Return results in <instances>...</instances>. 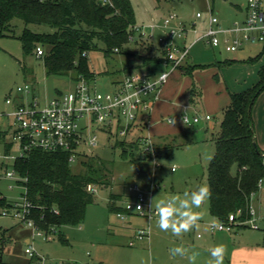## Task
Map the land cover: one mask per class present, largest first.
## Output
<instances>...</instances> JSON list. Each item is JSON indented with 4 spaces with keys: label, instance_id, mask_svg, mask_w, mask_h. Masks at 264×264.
I'll use <instances>...</instances> for the list:
<instances>
[{
    "label": "rangeland",
    "instance_id": "obj_1",
    "mask_svg": "<svg viewBox=\"0 0 264 264\" xmlns=\"http://www.w3.org/2000/svg\"><path fill=\"white\" fill-rule=\"evenodd\" d=\"M247 1L162 0L159 2L157 0H132L139 26L162 22L163 18L173 11L178 13L181 20L185 21L188 26L196 22L199 30L203 28L211 10L223 22L224 20L235 21L238 18L236 4L245 5ZM197 12H202L203 17L197 18ZM25 28H29L33 32H52L54 30L46 23H27L19 17L11 20L9 29L4 31L5 35L0 38V114L14 108V105L6 102V98L9 94L17 96L18 85H23L26 82L31 83L35 94L42 103L51 100L58 90L65 92L73 89L75 85L72 74L48 75L43 55L39 56L36 50L31 54L24 51L20 36ZM147 30L149 31V28ZM160 33L161 29L156 28L152 38L139 39L140 32L135 31L136 39L129 40L125 45V50L128 52H116L111 57H107L102 50L91 51L89 64L91 69L97 73L94 79L97 89L103 92L112 91L115 89L113 84L115 80L123 79L129 72L144 69L140 63L145 56L154 57L160 54L158 47ZM189 33L191 36L192 32ZM207 48L210 47L207 46ZM263 50V44L248 43L237 51H227L222 47L221 53L218 50L216 52L224 59L234 57L249 59L250 56H258ZM192 53L193 56L199 57L200 61H204L208 54L202 50L201 45L192 48ZM230 65L210 67L203 74L201 78L203 97L197 107L191 105L189 94L186 95L183 102L178 103L179 111H183L187 105L190 112L198 111L203 116L210 113L212 116V119L202 120L195 125L192 132L195 142L187 141L186 137L189 135L188 133H191L192 128L184 127L182 129L183 126L177 116L176 127L173 124L169 125L171 129L173 127L176 129L171 130V134L163 129L168 126L167 124L165 126L154 122L153 126L149 128L142 124H136L128 136L124 139L119 137V141H132L140 135L150 134L155 139V144L161 151L159 160L162 165L156 169L152 178L160 185L154 192V207L159 199L170 195L182 196L185 191H193L200 184L208 185L207 168L215 150L213 139L217 137L220 130V122L224 113L223 107H227L221 105L226 102L225 99H228L227 102L230 101V95L226 94V85L217 81L216 75L220 76L221 81L227 83L232 92L235 91L234 89H244L236 87L239 82L233 81L235 67L232 66V68ZM151 66L154 65L151 64ZM126 67L129 69L126 70ZM225 68V72L229 71L230 73V77L227 79H224V70L221 71ZM250 79L253 77L250 76ZM32 95L33 93L24 96L30 99ZM8 122L9 118L0 116V128L7 127ZM98 135L99 145L93 149L91 154H87L85 159L96 156L104 160L107 170H100L98 177L101 172H104L108 182L96 184L98 189L95 192V200L88 205L85 220L79 224L63 225L55 231L45 233L13 215L2 214L3 208L0 206V227L6 230L4 243L0 246V254L5 263L27 264L30 262L31 256L26 251V247L32 244L40 254L48 255L56 264H180L185 261L184 256H172L169 250L182 246L188 249L190 255L195 250L197 241H202L210 234V229L208 228L206 234L204 225L199 223L198 228H194L181 237H176L170 231L163 232L159 229L157 216L148 220L143 216L131 214L124 220L115 211H111L108 207L111 192L119 195L117 203L123 205L124 191L135 178L151 179L150 164L139 162V145L136 148L128 147V155L124 157L122 146L120 144L115 146L116 143L111 142V134L99 131ZM169 153L171 154L169 155ZM81 158L79 157L72 165L73 170L78 173L84 171ZM173 166L176 167L174 171L172 170ZM5 171V168H0V192L10 202L22 201L25 193L24 185L19 183L17 178L6 177ZM144 189L149 190L150 187L145 186ZM254 208L259 228L241 227L249 237H254L257 234L264 235V216L258 219L262 210L264 213V207L260 208L259 205H255ZM196 211L202 212V220L205 222L217 220L210 219L209 199L201 209H196ZM148 227H150V238L138 241L133 246L130 245V240L136 229ZM238 229L240 228H237V231H239ZM220 232L217 231L216 234L220 235ZM198 233L204 236L199 238ZM229 233L223 234L229 238ZM61 234L64 240L60 238ZM224 264H231L228 256L224 257Z\"/></svg>",
    "mask_w": 264,
    "mask_h": 264
},
{
    "label": "trees",
    "instance_id": "obj_2",
    "mask_svg": "<svg viewBox=\"0 0 264 264\" xmlns=\"http://www.w3.org/2000/svg\"><path fill=\"white\" fill-rule=\"evenodd\" d=\"M15 17L27 23H46L54 28L52 32H33L25 28L20 36L23 49L31 54L38 46H43L47 74H72L74 80L80 76L96 78L97 73L89 64L91 51L102 50L107 57L116 52H128L125 45L137 23L132 0H110V3L105 0H0V38ZM262 54L242 61H256ZM160 61L157 56H145L140 64L148 67L153 64L156 68ZM234 61L227 60L224 64ZM212 65L215 64L193 65L186 69L191 72L195 68ZM263 91L264 65L260 67L259 80L254 85L230 93L231 100L215 138L216 150L207 168L212 193L210 212L217 219L226 220L238 209H242V217H249L252 198L262 188L264 150L254 144L252 111ZM195 96L193 87L191 100ZM4 135L5 131L0 129V141ZM119 144L126 157L127 148L138 147L139 141H117L115 146ZM8 148L9 145L6 150ZM81 159L84 167L81 173L73 170L69 153L64 151L32 148L13 163L18 175L24 179L18 181L25 187L24 195L33 204L31 216L37 230L50 233L63 225L79 224L85 220L87 207L95 200V192L89 191L87 185L107 183L108 180L104 172L98 177L100 170H107L104 160L96 156L86 159L82 156ZM139 162L145 163L141 157ZM118 197L111 192L108 202L111 211H124L123 205L117 203ZM10 204L0 192V206L4 208ZM5 231L0 227V246L4 243ZM60 238L64 240L62 234ZM0 264H7L1 259V254Z\"/></svg>",
    "mask_w": 264,
    "mask_h": 264
},
{
    "label": "built area",
    "instance_id": "obj_3",
    "mask_svg": "<svg viewBox=\"0 0 264 264\" xmlns=\"http://www.w3.org/2000/svg\"><path fill=\"white\" fill-rule=\"evenodd\" d=\"M201 17L202 12H197V18ZM156 28L161 29L158 36L161 68L145 67L130 72L115 84L112 91H99L94 79L80 76L75 80L73 89L59 91L51 100L42 103L31 83L18 85L17 96L9 94L6 98V102L14 105V108L0 114L9 118L7 127L1 129L5 131V135L0 141L3 145L0 147V168L6 169L5 176L17 178L18 181L24 180L14 169L13 163L32 148L67 152L69 161L74 163L79 157L91 154L99 145V131L111 134V142L115 144L119 137L124 139L128 136L136 124L149 128L151 122L145 119L162 98L164 86L174 71L186 63L193 43L203 41L211 47L223 45L227 51H237L248 43L264 44V0H248L245 18L235 20L230 25L223 24L219 16L211 10L206 26L200 30L196 22L188 26L178 13L170 11L162 22L140 26L136 23L130 40L136 39L135 31L140 32L139 39L152 38ZM189 32L196 36L193 43L180 42ZM36 53L42 56L45 53L44 47L38 46ZM161 74L164 79H161ZM31 93L33 95L30 99L25 98L24 95ZM183 117L184 124L188 127L198 124L203 118L212 119L211 114L203 116L198 111L190 112L187 105L181 113V118ZM166 120L170 122L174 117L169 115ZM132 141H139L140 157L146 164H150L151 179L135 178L125 189L124 211H117L116 214L124 220L131 214L151 220L156 216L154 192L160 186L152 178L156 169L162 165L159 160L161 151L150 134L140 135ZM172 170H176V167L173 166ZM145 186L150 189H144ZM87 189L96 192L98 188L96 184L89 183ZM32 209V202L24 195L22 201H13L4 207L2 214L13 215L35 226L31 216ZM242 214V209H238L230 213L226 220L210 222L209 227L213 231L230 233L245 226L259 228L253 207L249 217H242ZM149 238L150 227L138 228L130 240V245ZM26 251L31 256L27 264H56L48 255L40 254L32 244L26 247Z\"/></svg>",
    "mask_w": 264,
    "mask_h": 264
},
{
    "label": "crops",
    "instance_id": "obj_4",
    "mask_svg": "<svg viewBox=\"0 0 264 264\" xmlns=\"http://www.w3.org/2000/svg\"><path fill=\"white\" fill-rule=\"evenodd\" d=\"M236 6L238 7V10H237L238 18L236 20L244 19L245 15H246V4L245 5L236 4ZM207 19L208 18H206V20H205V24L203 25V28L207 24ZM224 22L222 21L223 24L230 25L234 21L230 22V21L224 20ZM195 38H196V36L192 32L191 36L189 33L184 39H181L180 42L190 44V43H193ZM197 45H201L202 50H204L208 53L206 56H205V54H203L206 58L205 60L202 59L204 61H200L201 59H199V57L192 55L193 54L192 48H194ZM207 46L210 48H207ZM222 47H224V46L221 45L218 47H211L208 44L204 43L203 41H197V42L193 43L192 48H191V52H190V56L188 57L186 63L183 65V67L174 71V73L172 74V76L170 77V79L168 80V82L164 86L162 98L156 103V105H155L153 111L151 112V114L149 115V117H147L145 119V120H149L151 122L150 127L153 126L154 122L159 124V125H165V126L167 124L168 126H166V127L162 126V127H164L163 129L166 130L167 132H169V134H171V130L172 131L176 130L175 127H176L177 121H178L177 117L179 118V121L181 122V124L183 126L182 129L184 127H188L182 121V118H181L182 111H179L178 103L183 102V100L186 99V95L189 94V101L191 102V105L192 106L194 105L197 107V105L201 101V98L203 97V87L201 85V78H202L203 74L207 71L208 68L214 67V66L216 67V66H220V65L222 66L225 61L231 60V59H224L220 55L218 56L216 51L218 50L221 53ZM199 55H202V54H199ZM157 57H160V54L157 55ZM232 59L235 60L230 65V67H232V66L235 67L234 78L233 77L232 78H233V81L239 82L236 87L239 86L240 88L247 89L248 87H251L252 85H254L259 80V69L262 65H264V50H263V54H262L261 59L259 58L253 62L242 61V60H246V57H243V58L234 57ZM213 63L215 65H212L210 67H205V68H195L191 72H188L186 69V67L193 66V65L213 64ZM143 67L145 68L148 66H143ZM149 67H152V66H149ZM156 68H158V69L161 68L160 64ZM130 69H132V68H130ZM222 70H224V72H223L224 79H227L228 77H230L229 71L225 72L226 68L221 69V71ZM250 76L253 77V79H250ZM248 78L250 79L249 82H247L249 80ZM216 79H217V81L226 85V87H227L226 94L230 95V93L232 91L228 88L227 83L221 81L220 76L216 77ZM120 80L121 79L115 80L113 82V84L115 85ZM247 84H248V86H247ZM193 87L195 88L196 96L194 97V100H191V92H192ZM244 89H234L235 90L234 92L242 91ZM59 91L60 90H58V92ZM226 94H225V96H226ZM227 100L225 99L226 102H227ZM230 100H231V98H230ZM226 102H224L221 106H228L230 101L227 103ZM225 109H226V107H223L224 111H225ZM206 114H210V113H206ZM252 114H253V118H254L256 140H257L259 147L264 150V91L257 98V100L254 104V107H253ZM169 115H172L176 121V123L174 125L175 127H173V129H171V127L169 126V125H172V123H170L166 120V117ZM202 120H208V119L203 118ZM220 124H221V122H220ZM194 127H195V125L192 127H189V128H192V130L190 131L191 133H188L189 135H187V137H186L187 141L190 143L195 142L193 135H192V132L194 131ZM0 129H3V128H0ZM153 136H154V134H153ZM159 140H160V138H159ZM213 141L215 143V150H216V141H215V139H213ZM0 146L1 147L3 146L2 143H0ZM215 150L213 152V155L215 153ZM172 152H173V149H172ZM251 204H252L253 208L255 205H259L260 208L264 207V180L262 183L261 190L253 196ZM209 208H210V203H209ZM262 213H263V210H262ZM262 213L259 215L260 217H258V219L262 218L264 216V213H263V215H262ZM210 219L216 220L217 218L215 216H213L212 214H210ZM200 224H202V226L204 225L203 228H204V231L206 229V234H207L208 228L210 229V227H209L210 221L205 222V221L201 220ZM241 229H242V231H241ZM238 230L239 231H237V229H236L234 231V233H229V238H230V240H229L228 236L226 237V235L223 234L226 232H223L221 230H217V231H221L220 232L221 234L217 235L216 234L217 231H213L210 229V232H209L210 234H208V236H206L202 241H197V243L195 244V250L194 251H196L200 254L197 258L196 264H207V261L210 258L209 249H211L212 247H214L216 245H223L225 247L226 252H225L224 257L228 256L231 264H264V241H263L264 235L263 234H257V235H254V237H249V236H247L248 234L244 233V231H243L244 228H240ZM249 231H251V230H249ZM197 236L199 238H202L204 235H202L201 233H198ZM184 258H185V261L181 262L180 264H189V262L187 260V256H184Z\"/></svg>",
    "mask_w": 264,
    "mask_h": 264
},
{
    "label": "clouds",
    "instance_id": "obj_5",
    "mask_svg": "<svg viewBox=\"0 0 264 264\" xmlns=\"http://www.w3.org/2000/svg\"><path fill=\"white\" fill-rule=\"evenodd\" d=\"M110 3V0H105ZM161 79L164 75L161 74ZM185 123V117L182 118ZM175 125V119L170 121ZM211 188L207 184H200L193 191H185L183 195H170L159 199L155 204V214L158 217L157 225L163 232H171L173 236L181 237L183 234L199 227L203 214L196 209H201L211 197ZM139 208V207H138ZM172 256H187L189 264H196L200 255L196 251L188 254V249L179 246L169 250ZM226 249L223 245H216L209 249L210 258L207 264H224Z\"/></svg>",
    "mask_w": 264,
    "mask_h": 264
},
{
    "label": "water",
    "instance_id": "obj_6",
    "mask_svg": "<svg viewBox=\"0 0 264 264\" xmlns=\"http://www.w3.org/2000/svg\"><path fill=\"white\" fill-rule=\"evenodd\" d=\"M254 144L258 145L257 140H256V136H255Z\"/></svg>",
    "mask_w": 264,
    "mask_h": 264
},
{
    "label": "bare ground",
    "instance_id": "obj_7",
    "mask_svg": "<svg viewBox=\"0 0 264 264\" xmlns=\"http://www.w3.org/2000/svg\"><path fill=\"white\" fill-rule=\"evenodd\" d=\"M234 233V232H233Z\"/></svg>",
    "mask_w": 264,
    "mask_h": 264
}]
</instances>
